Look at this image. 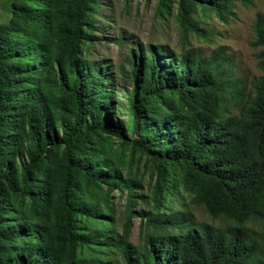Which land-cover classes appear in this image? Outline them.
<instances>
[{
	"label": "trees",
	"instance_id": "obj_1",
	"mask_svg": "<svg viewBox=\"0 0 264 264\" xmlns=\"http://www.w3.org/2000/svg\"><path fill=\"white\" fill-rule=\"evenodd\" d=\"M175 1L178 23L196 29V7L220 15L233 0ZM95 4L10 0L0 23V264H264V75L246 90L221 49L147 44L120 65L130 87L119 96L102 62L83 57ZM253 30L264 68L263 15ZM136 153L153 165L155 202L173 177L231 224L149 213L145 242L131 244L127 223L114 229L111 192L133 196Z\"/></svg>",
	"mask_w": 264,
	"mask_h": 264
},
{
	"label": "rangeland",
	"instance_id": "obj_2",
	"mask_svg": "<svg viewBox=\"0 0 264 264\" xmlns=\"http://www.w3.org/2000/svg\"><path fill=\"white\" fill-rule=\"evenodd\" d=\"M9 2L0 0V23L7 22L10 17ZM258 14L264 16V0H233L228 10L220 15L212 9L198 6L190 18L195 23L194 29L183 28L176 20L175 0L170 1L168 9H163L159 0H96L92 36L85 44L83 57L89 62H102L101 65L110 74L108 83H112L118 95L122 96L130 83L121 77L120 65L130 55V50L138 46L161 45L175 55L192 51L202 58L221 49L229 59L227 71L248 90L253 79L264 75V68L258 65L259 47L253 44V24ZM224 105L229 113H237L232 102L227 100ZM131 172L140 182L139 186H133L131 199L127 200L126 193L118 189L111 192L114 229L120 233L127 223L131 244L141 246L145 242L150 230L147 223L149 213L163 217L181 210L190 215L193 226L199 223L214 227L231 224L222 216H209L201 204L191 201V194L185 192L173 177L165 182L168 193L155 202L152 199L153 165L145 156L133 154ZM246 224L256 231L262 229L254 221H247ZM109 258L112 262L115 259L120 261L117 253Z\"/></svg>",
	"mask_w": 264,
	"mask_h": 264
}]
</instances>
